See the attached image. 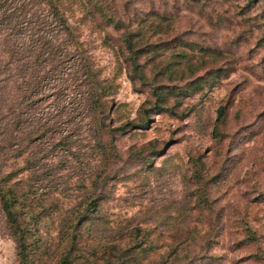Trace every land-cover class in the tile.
I'll return each instance as SVG.
<instances>
[{"label": "rangeland", "instance_id": "374dc122", "mask_svg": "<svg viewBox=\"0 0 264 264\" xmlns=\"http://www.w3.org/2000/svg\"><path fill=\"white\" fill-rule=\"evenodd\" d=\"M62 8L107 109L0 57V264H264V0Z\"/></svg>", "mask_w": 264, "mask_h": 264}, {"label": "trees", "instance_id": "16d2710c", "mask_svg": "<svg viewBox=\"0 0 264 264\" xmlns=\"http://www.w3.org/2000/svg\"><path fill=\"white\" fill-rule=\"evenodd\" d=\"M63 33L66 35L64 39ZM71 48L73 51L70 50ZM76 54L80 59H84L82 65L87 77L84 81L89 85V93L83 94L79 102L87 100L93 107L90 111L96 106L102 113L107 109L103 90L107 88L100 85L96 71L87 61L85 49L62 8V0H0V57L8 56L9 60H4L7 66L16 64L15 68L8 67L13 69L12 75L21 74L25 69L32 68L29 75L31 78L36 76L35 89L43 85L46 77L49 80L53 79L54 82L58 80L54 88L45 93L47 96L53 95L58 98L70 82V79L63 76L64 64ZM19 61L22 62L19 64ZM68 112L70 115L74 113L72 110ZM222 115L223 110L220 109L218 117ZM7 194L12 195L13 189L0 188L1 205L7 211L9 221L19 229L20 253L27 263L26 228L12 211L13 203Z\"/></svg>", "mask_w": 264, "mask_h": 264}]
</instances>
